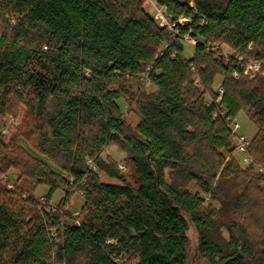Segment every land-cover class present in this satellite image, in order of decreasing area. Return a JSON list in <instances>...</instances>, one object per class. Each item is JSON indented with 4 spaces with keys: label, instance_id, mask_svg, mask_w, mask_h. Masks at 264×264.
<instances>
[{
    "label": "trees",
    "instance_id": "obj_1",
    "mask_svg": "<svg viewBox=\"0 0 264 264\" xmlns=\"http://www.w3.org/2000/svg\"><path fill=\"white\" fill-rule=\"evenodd\" d=\"M145 1L0 0V118L25 109L0 132V175L16 176L0 179V264H187L189 224L208 264H264V75L243 72L264 71V0H153L176 34ZM240 112L255 126L243 166Z\"/></svg>",
    "mask_w": 264,
    "mask_h": 264
},
{
    "label": "rangeland",
    "instance_id": "obj_2",
    "mask_svg": "<svg viewBox=\"0 0 264 264\" xmlns=\"http://www.w3.org/2000/svg\"><path fill=\"white\" fill-rule=\"evenodd\" d=\"M190 5H192V3H190ZM156 7L158 8L161 6H158L154 1L153 2H149L147 0L145 1V9L150 14L154 15L157 12ZM158 9L161 10L162 8H158ZM161 13L164 14L163 16L167 18L164 10H161ZM182 19L187 21L185 18H182ZM169 22H171V21H169ZM186 38H187V42L192 45V43L195 39L191 38L189 36H186ZM222 50H223L222 52H225V53L230 52V50L226 47H223ZM186 51H187V55H188L189 51H191L189 46H186ZM146 85H147L148 89L152 88L148 82H146ZM121 105H122V109H123L124 116H125L127 123L131 127H134L135 124L138 122V117L133 112L125 111V107L123 106L122 103H121ZM24 116H25V109L22 107L17 116L4 115L3 117L0 118V127H4L7 130V134L2 135L3 138L5 139V141H9L14 136V134L17 131L18 127L20 126ZM232 122L238 123L237 133L242 134L248 140L252 137V135L255 132V126L248 120V118L244 115L243 112H240L237 115V117L235 119H233ZM231 127H232V125H231ZM18 140H19V138L17 139V141ZM233 142H234V139H233ZM20 143L23 144L24 146H26V144L23 140H20ZM103 156L117 161L119 163L118 165H123L124 168H122V169L119 168V169L123 173L125 179L131 184H133L135 182L136 176L134 175L131 166L126 164V162L121 161V159H123V157H124V154L120 151L119 148H117L116 146H111L104 151ZM234 156L240 160V154L236 150V148L234 150ZM227 158H228V156H227ZM45 160L48 161V164L51 167H54L51 161H49L47 159H45ZM239 163L242 166L247 165V164L241 163V160ZM99 176H100V179L102 181L113 182V183L117 182L115 179L109 178L107 175H105L102 172L99 173ZM15 178H16L15 172L13 170H11L9 173H7L6 179H4V180L7 181L8 183H13ZM47 189H48V187L44 186V185H38L35 188L33 195L37 201L44 203L43 201L45 199V194L47 192ZM188 189L191 190L192 192H197L200 195H204L194 183L189 184ZM62 195H63V191L60 189H57L53 193L47 207L49 208L50 206H52V207L56 208V206L58 205V202H59L60 198L62 197ZM204 196L206 198L208 197L207 195H204ZM82 202H83L82 195L80 193H75L72 196L70 203L67 204V206L75 214L78 212ZM187 236H188V241H189L188 242V263L187 264H208L206 259L204 257L200 256L198 253V234H197V231L195 230V228L193 227L192 224H189V228L187 230Z\"/></svg>",
    "mask_w": 264,
    "mask_h": 264
},
{
    "label": "built area",
    "instance_id": "obj_3",
    "mask_svg": "<svg viewBox=\"0 0 264 264\" xmlns=\"http://www.w3.org/2000/svg\"><path fill=\"white\" fill-rule=\"evenodd\" d=\"M147 1L153 2V0H147ZM158 8H162L161 10H164L163 7H158ZM158 8L156 7L157 12L153 15V18L159 23V25L165 26L169 33H175L176 34L177 33V29L175 28V23L169 22L168 21L169 19L164 17L163 16L164 14H162L161 10L158 9ZM184 21H185L184 19L179 18L177 20V23L179 25H183ZM185 38H186V36H185ZM192 44H195V40L193 41ZM209 50L213 51V50H215V47H210ZM222 55L227 56V53L222 52ZM243 72L245 74L249 75L250 77H254L256 74L264 75V71H262L260 69L259 64L256 63V62L249 63L246 67H244ZM234 76H236L235 73H234ZM219 92H221V89H219ZM231 125H232L231 131L233 133V139H234L235 148L240 154L241 163L249 164L250 162H252L251 157L247 153V145H248L249 140L245 136H243L242 134L237 133L238 123L231 122ZM0 132H1L2 135L3 134L4 135L7 134V130L4 127H0ZM90 166L92 168H94V166L91 164V162H90ZM256 167L259 170L262 169L259 165H256ZM119 168L122 169V168H124V166L123 165H119ZM0 179L4 180V179H6V176L5 175H0ZM49 208L54 209V207H52V206H50Z\"/></svg>",
    "mask_w": 264,
    "mask_h": 264
},
{
    "label": "bare ground",
    "instance_id": "obj_4",
    "mask_svg": "<svg viewBox=\"0 0 264 264\" xmlns=\"http://www.w3.org/2000/svg\"><path fill=\"white\" fill-rule=\"evenodd\" d=\"M259 76V75H258ZM246 167H248V166H246Z\"/></svg>",
    "mask_w": 264,
    "mask_h": 264
}]
</instances>
